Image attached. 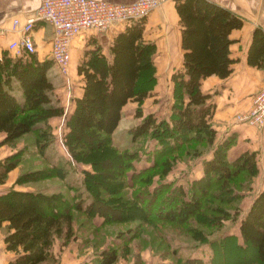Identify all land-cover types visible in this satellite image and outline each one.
Masks as SVG:
<instances>
[{
	"label": "trees",
	"instance_id": "obj_1",
	"mask_svg": "<svg viewBox=\"0 0 264 264\" xmlns=\"http://www.w3.org/2000/svg\"><path fill=\"white\" fill-rule=\"evenodd\" d=\"M172 1L181 54L180 67L169 74L171 92L165 118L142 114L136 108L134 115L139 120L127 129L129 143L117 145L111 137L121 106L131 100L140 107L147 94V86L139 84V78L153 77L154 46L142 37V19L117 30L109 41L107 54L98 48L85 51V57L75 66L83 81L81 93L73 99L60 131V140L70 158L87 162L94 170L81 168L79 172L85 198L73 191L65 193L73 189L71 184L51 192L13 186L0 190L1 242L11 252L7 264L54 260V240H61L60 247L85 230L95 243L91 257L94 264L113 263L119 253L129 251L134 239H146L158 258L166 260L159 264H192V260L213 264V251H220L226 240L234 241V234L221 232V222L236 217L240 194L236 193L235 179L252 177L257 167L256 155L253 150H242L233 157L227 155L235 134L216 135L210 119L214 105L209 101L210 93L201 90L200 82L211 74L222 78L229 73V31L239 27L242 19L213 0ZM245 61L254 67L264 66V32L258 26L250 31ZM51 63L50 57L38 60L32 51H0V144H12L21 135L37 130L38 152L43 153L45 145L54 139L53 134L43 130L48 129V116L62 113L45 74ZM14 88L20 94H15ZM95 147L116 162L98 182L93 178L96 162L84 158ZM18 154L14 151L0 157V184L18 164ZM67 159L62 156L59 162L49 163V175L64 177L73 166V161ZM178 160H183L184 165L179 178L194 163H199V176L182 182L175 177L166 178ZM135 163L140 165L135 168ZM34 173L35 170H19L12 183L38 179ZM116 209L119 215H110ZM94 216L100 217L97 224L92 222ZM237 216L242 244L235 246L251 251L242 264H264V188L256 190L246 209ZM119 223L124 229L117 226L116 236L102 244V236L112 233L104 227ZM198 244L206 245V260L191 255Z\"/></svg>",
	"mask_w": 264,
	"mask_h": 264
},
{
	"label": "crops",
	"instance_id": "obj_2",
	"mask_svg": "<svg viewBox=\"0 0 264 264\" xmlns=\"http://www.w3.org/2000/svg\"><path fill=\"white\" fill-rule=\"evenodd\" d=\"M108 1L126 3L133 0ZM213 1L219 2L238 13L241 16L242 22L239 27L232 28L229 31V37L231 38V42L229 43V56L232 58L229 73L222 78L213 74L204 77L200 82V88L202 91L210 93L209 101L214 105L210 119L212 126L216 130V135L223 136L229 132H234L235 134L233 143L227 149V155L233 157L242 150H253L257 158L256 163L258 171L261 172L264 169V120L262 126L256 127L244 123L238 119V116L247 110L253 93L264 84V66L259 68L254 67L248 65L245 61V50L249 41L251 29L254 26H258L264 32V0ZM38 2L39 0H0V51L7 48L6 45L9 40L16 39L19 35L16 30L17 25L12 26V18L17 19V24H20L26 18H33ZM141 21L143 39L151 41L154 46L152 52V62L155 66L154 74L157 75L158 80L160 79L165 83L167 82V89L164 93L170 99L171 81L169 80V74L173 69L180 67L181 54L179 45V25L173 7V1L162 0L160 4L151 9ZM122 27L123 24H112L103 30L86 28L75 35L70 40L68 46L69 60L66 79L58 73L52 63L51 65L54 70L50 69V66L45 70L47 77V71L49 69V75L54 76L53 78H49L53 85L52 93L57 103L62 107V113L50 116L48 121H54L55 119L58 123L59 131L63 126V124H61L62 118L64 119L66 114L68 115V113H70L73 107V99L78 97L81 93L83 81L81 75L75 72L76 64L85 57V51L92 48H98L103 54H107V46L112 35ZM30 37L33 46L32 52L35 57L38 60L43 57L48 58L51 37L50 24L42 19L33 18ZM127 102H129V100L121 106L120 112ZM119 119L111 132L112 138L113 134L117 131ZM60 124L61 127L59 128ZM53 130H51L52 133H54ZM1 145L3 144H0V146ZM191 168L192 169H187L183 174H194L184 180L199 176V163H194ZM172 169L167 172L166 178H178V174L174 175L170 173ZM183 169L184 168L177 169L178 173H181ZM260 188H264V186ZM99 220L100 217L98 216L92 218V222L95 224H97ZM82 237L90 239L91 233L89 232L83 235L78 234L74 239H70L62 246V250L56 251V259L52 264H94L93 261H91V257L94 256L95 252L94 246L87 243V241L84 242ZM70 242H73L74 246L79 247H75V250L71 251L67 247V244ZM83 248L84 250H82ZM140 248L137 249L140 261L138 264H145L139 255L142 250L145 251L146 248L149 249V246L143 245ZM149 251L150 253L152 252L150 249ZM151 255L153 256V260L150 264H159V262L166 261L165 259L160 260L157 253L153 252ZM10 256L11 252L5 250L2 246L0 232V264H7V260ZM194 256L200 257L202 260L207 259V256L205 258L197 254ZM127 258H129V256H125V258H121V260L124 261V259ZM118 259L111 264H117ZM128 261L130 264H137L134 260L132 261V259ZM40 264L47 263L42 262Z\"/></svg>",
	"mask_w": 264,
	"mask_h": 264
},
{
	"label": "rangeland",
	"instance_id": "obj_3",
	"mask_svg": "<svg viewBox=\"0 0 264 264\" xmlns=\"http://www.w3.org/2000/svg\"><path fill=\"white\" fill-rule=\"evenodd\" d=\"M144 16H142V19ZM49 68L54 70V68L52 67L51 64H50ZM50 69L47 71V75H48V78H53L54 76L49 75ZM154 73H155V66H154ZM154 73H153V77L150 80H145L146 78L143 76H142L143 78L142 77L139 78L140 79L139 84H142L143 86H147V94L142 99V101L140 103V107L137 106L136 102H133L131 100H129V102H127L122 107L120 119H119L117 129H116L117 131H116V133L113 134V141L117 145H123V144L127 145L129 143V140H127V138H126L129 135V133L127 132V129L131 128L133 126V124L139 120V117L134 115L136 108H139V110L142 114L148 112V113H151L155 118H165L167 108H168L167 105L170 102L169 101L170 99L164 93V92H166V89H167L166 88L167 82L165 83L163 80H160V79L158 80L157 75ZM57 80H58V78H57ZM142 80H144L145 82L142 83L141 82ZM14 93L20 94V90L17 88H14ZM159 94H161V95H159ZM51 98L53 99V96ZM49 117L50 116H48L45 119V120H47L48 129L44 128L43 130H47L48 132L53 134L54 139L49 144L45 145L46 147L44 148L43 153L38 152V146L39 145H38V143L36 144V139H37V133L36 132H37V130H31V131L21 135L12 144H3L0 146V157L6 155L8 153L14 152V151H17L21 155V157L18 160V164L13 169L9 170V172H7L4 182L0 184V190L7 188L9 186H13L14 188H18V189H34V188H37V189H41L45 192H51V191H57L60 189H66L67 188L66 186L68 184L69 185L71 184V188H73V189H67V190H65V193L69 194L70 192L73 191V193H77L78 195L84 196L83 198H85V191L82 187V183L80 182L81 181L80 180L81 173H79V172H80L81 168L87 169V170H90L93 172H94V170L89 163L82 162V161L75 162L70 158V156L66 150V147L62 143V140H60L61 139L60 138V131L61 130L59 131V129H58L57 121L55 119H54V121H48ZM239 117L240 116H238V118ZM63 120L64 119L62 118L61 124H63ZM61 124H60L59 128L61 127ZM51 130H53L54 133H52ZM51 134H49V135H51ZM123 146H125V145H123ZM102 152L103 151H100L98 148L95 147L92 149V152L89 151L87 153V155L84 157L88 161L96 162V173L93 174V176H94L93 178L97 182L99 181V178L103 179L102 173H106V172L108 173L110 166L114 167L113 165H115L114 163H116V162H113L111 156H108L107 154L102 153ZM62 156L69 158L71 160V162L73 161V166L70 163V166H72V168L66 172L64 177L59 179L57 177H54L53 175H49L52 171L49 168L48 164L51 162H59L58 160H60ZM69 159H67V160H69ZM256 160H257V158H256ZM139 165H140L139 163H135L134 167L136 168ZM172 168H171L172 170L170 173H173L174 175L178 174V176H179L180 173H178L177 169L184 168L183 160L176 161L173 164ZM190 169H192V168H190ZM19 170H35V173L33 175L34 176L37 175L38 179L34 178L32 181H28V182H24V183H20V184H13L12 180ZM192 174H194V173L182 174L180 176V178L178 177V179L183 181L185 178L191 177ZM168 176H169V174H168ZM238 180H239V182H237ZM235 183L237 184V187H236L237 192L236 193L238 195L240 194V196L237 198L238 211L236 213V217L234 219H229V217H228V218H225L224 220H222V222H221V230H222L221 232L222 233H227V232L229 233L230 232V233L234 234V241L233 240H230V241L226 240L224 244L221 243L220 251L219 250L213 251V256L210 257L213 264H216V263H218V264H242L241 261L243 260V258H248L251 256L250 249L244 248V246H241V248L235 246V243L242 244L241 239L238 235V231H237V217H238L237 214L238 215L242 214V212L246 209L247 205L249 204L250 199L253 196V194L255 193V191L260 189V187L264 186V169H263V171L259 172L258 168L256 167V171L252 175V177H250V178L249 177L244 178L243 176L241 178L236 177ZM226 207H228V206H226ZM108 211H109V209H108ZM231 212H232V210H229L228 216H230ZM110 213H111L110 215H117V214L119 215L120 212L118 211V209H116V210L111 211ZM76 221H78V219ZM121 224H123V223H119V225L111 224V225L104 227V229L106 231L112 230V233L110 232V233L106 234L105 235L106 237L102 236V238H101V240L103 242L102 244L107 243L110 240V237L116 236V233H118V231H119V229L116 228L117 226H120L122 228L121 230L124 229L125 226H123ZM129 225H131V224H129ZM165 226L168 227L167 231L171 230L168 225H165ZM73 228H75V225L73 226ZM169 232L171 234H173L172 230ZM83 233L87 234L89 232H87L85 230L84 232H80V233H76V234L80 235ZM143 238H145V237H143ZM178 238L182 242H188V240L186 238H183L181 236H178ZM59 241H61V240L60 239L54 240V243L52 245V252L55 255H57V252H56L57 250L63 249L62 246L64 244L59 247ZM87 243H90V244H92V246L95 247V243H93L92 238L88 239ZM143 245H148L149 249L152 252L150 253L149 249L146 248L145 251L144 250L141 251V254L139 256L143 260V262H145V264H150L153 260V256L151 255L153 253V250H152L153 248L146 242V239H145V241H139V242H138V239H134L133 241H131L129 243V246H128V248H129V251H127L128 253L126 252V254H123V253L118 254V257L116 259H118V258H120V259H118L117 264H130V262L128 260L131 261V259H132V261L134 260L137 264L140 263L139 258H138L137 249L142 247ZM197 246H198L197 248L193 249L192 255L197 254L200 256L201 255L204 256V258L206 256L208 257L209 252H208V250H206L207 248H206L205 244H198ZM67 247L71 251H73V250H75V247H79V246H74L73 242H70L67 244ZM140 249H142V248H140ZM82 250H84V248ZM67 251H69V250H67ZM119 251H122V250L119 249ZM207 252H208V254H207ZM217 254H219V255H217ZM55 255H54V260L56 259ZM125 256H129V258L124 259V261L121 260V258H125ZM54 260H52V259L46 260L44 263L52 264ZM195 262H196V264L200 263L199 260H192V264ZM246 264H256V263L249 261Z\"/></svg>",
	"mask_w": 264,
	"mask_h": 264
},
{
	"label": "built area",
	"instance_id": "obj_4",
	"mask_svg": "<svg viewBox=\"0 0 264 264\" xmlns=\"http://www.w3.org/2000/svg\"><path fill=\"white\" fill-rule=\"evenodd\" d=\"M162 0H133L113 2L108 0H39L35 8V19H42L51 26L49 57L58 73L67 77L68 46L70 40L86 28L103 30L112 24L129 23L141 19ZM33 18L20 24L12 18L19 35L7 43L13 53L33 49L30 30ZM264 118V84L252 95L248 109L238 119L256 127L262 126Z\"/></svg>",
	"mask_w": 264,
	"mask_h": 264
},
{
	"label": "bare ground",
	"instance_id": "obj_5",
	"mask_svg": "<svg viewBox=\"0 0 264 264\" xmlns=\"http://www.w3.org/2000/svg\"><path fill=\"white\" fill-rule=\"evenodd\" d=\"M146 14H147V13H146ZM139 19H140V18H139ZM141 19H142V18H141ZM124 24H126V23H123V25H124ZM32 50H33V49H32ZM32 50H31V51H32ZM31 51H26V52H31ZM22 52H24V51H21L20 53H22ZM20 53H18V54H20ZM14 54H16V53H14ZM263 120H264V118H263ZM244 123H245V122H244ZM246 124H247V123H246ZM262 124H263V123H262ZM248 125H249V124H248Z\"/></svg>",
	"mask_w": 264,
	"mask_h": 264
}]
</instances>
